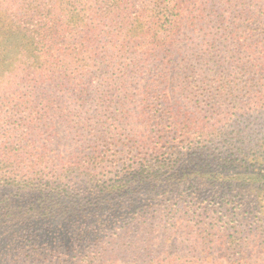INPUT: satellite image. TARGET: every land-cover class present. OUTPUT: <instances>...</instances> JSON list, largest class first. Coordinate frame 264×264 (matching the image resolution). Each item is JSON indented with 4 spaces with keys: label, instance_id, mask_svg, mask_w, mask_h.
Instances as JSON below:
<instances>
[{
    "label": "trees",
    "instance_id": "trees-1",
    "mask_svg": "<svg viewBox=\"0 0 264 264\" xmlns=\"http://www.w3.org/2000/svg\"><path fill=\"white\" fill-rule=\"evenodd\" d=\"M204 73L256 88L264 0H0V264H264V112L200 118Z\"/></svg>",
    "mask_w": 264,
    "mask_h": 264
},
{
    "label": "rangeland",
    "instance_id": "rangeland-1",
    "mask_svg": "<svg viewBox=\"0 0 264 264\" xmlns=\"http://www.w3.org/2000/svg\"><path fill=\"white\" fill-rule=\"evenodd\" d=\"M208 75L207 78H211L214 75L211 74H206L204 73L202 76H198L195 78H191L190 80H192V86L196 85V87H194V90H197L198 95H200L199 99H195L198 100L199 103H197V107L198 109L192 110V112L197 113V115L204 119L207 120L208 118L212 117H217V118H222V116L220 115H224L225 113H231L234 114L235 112H243L247 107L249 106H253L252 104V93L255 92L256 97H257V103L256 105H254L252 107V109H255L258 112H264V78L263 79H259L258 80V85H256V88H253L250 95L248 93H245V90H242V93L240 96H238L235 100H229V101H225V98L227 97V93L225 92H220V93H216V92H210V91H215L216 85L217 83H214L213 81L209 80L208 84H201L202 81L206 82L208 79H204V77ZM145 76V75H144ZM196 79V80H195ZM241 91L237 92L240 93ZM186 97L190 96L192 97V95H184ZM210 96V99L208 98ZM249 96V97H248ZM211 97L213 98V102L211 100ZM262 97V101H259V98ZM178 100H181L179 96L175 97ZM248 100V103H247ZM216 101V102H215ZM245 101V102H243ZM214 103L215 107L212 109L211 105ZM246 103V106H244V108L242 110H239L237 107L240 105H243ZM196 108V107H194ZM191 108V109H194ZM232 117H234V115H232ZM230 123L232 124V126L229 127V129H235V128H239L241 126H243L242 123L240 122H232L230 121ZM57 127H59V131H60V135L62 138V150H61V155L62 156H69L71 153H67V150L71 147H73L75 144L71 143L67 144V141L65 142L64 140V131L61 129L59 123H56ZM140 132L141 135L138 137H146L147 133H149V131L147 130L146 126H142L140 125L139 128L136 127ZM104 155L105 158H111L113 159L115 156L118 157V162L116 163V165L109 167L107 170L110 172L115 171L119 168L122 167L121 164V160L124 157V153H102ZM256 165H253L251 162L250 157L248 156V169L246 170L245 167L242 169L240 167V165H238L237 163H235L234 166L232 167H227L229 169L225 168V171L227 173H232V172H236V171H242L241 173H243V175L245 177H247V175L249 173H252L254 170H256L257 168ZM195 188H190L188 186H185L183 192L185 194H189L191 193ZM243 187H241L240 185H238L236 182L233 183H229V182H225L221 188L218 190V193H214V190H210L208 186H202L201 191L199 192V195L201 196V199H207V201L209 203L214 202L215 204L218 205H223L224 203L227 202L226 199H232L234 201H245V196L243 195L242 192ZM181 222H184V220H180L179 225L181 224ZM175 247V243L173 241L167 243L164 239H163V235L161 233H159L158 237H157V250L158 252H160L163 256H165L167 253L173 251ZM257 252V251H256ZM162 256V257H163ZM262 259H264V255L261 256ZM258 263H261V260H258ZM218 264H225V260L223 261V259L221 257H219V262Z\"/></svg>",
    "mask_w": 264,
    "mask_h": 264
}]
</instances>
